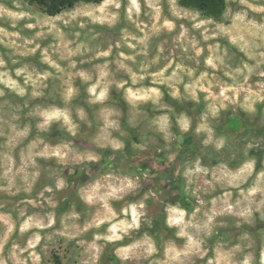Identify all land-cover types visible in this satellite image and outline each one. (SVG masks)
<instances>
[{
    "label": "clouds",
    "instance_id": "clouds-1",
    "mask_svg": "<svg viewBox=\"0 0 264 264\" xmlns=\"http://www.w3.org/2000/svg\"><path fill=\"white\" fill-rule=\"evenodd\" d=\"M0 264H264V0H0Z\"/></svg>",
    "mask_w": 264,
    "mask_h": 264
},
{
    "label": "trees",
    "instance_id": "trees-1",
    "mask_svg": "<svg viewBox=\"0 0 264 264\" xmlns=\"http://www.w3.org/2000/svg\"><path fill=\"white\" fill-rule=\"evenodd\" d=\"M200 6L206 8L210 12H218L222 6V0H200ZM230 123H234L230 121Z\"/></svg>",
    "mask_w": 264,
    "mask_h": 264
}]
</instances>
